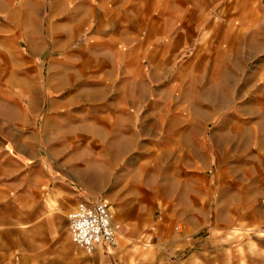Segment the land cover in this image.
I'll return each instance as SVG.
<instances>
[{"label":"crops","instance_id":"obj_1","mask_svg":"<svg viewBox=\"0 0 264 264\" xmlns=\"http://www.w3.org/2000/svg\"><path fill=\"white\" fill-rule=\"evenodd\" d=\"M15 1H21V8L7 10ZM29 1L0 0V264H264V223L254 220L247 205H236L231 197L224 202L219 182L214 186L218 203L210 208L209 188H190L188 179L187 190L180 193L182 198L186 195L181 219L185 228L176 232L174 218L168 216L174 209L172 182L165 178L152 191L135 186L140 175L132 156L139 141L130 124L140 111L143 58L150 65L170 64L196 40L202 23L213 17H232L233 64L242 50L248 58L258 56L264 50V0H85L91 10L86 13L91 18L87 49L99 59L94 61L102 69L99 79L109 83L102 91L108 94L113 84L118 85L117 97L106 103V113L114 119L111 137L101 141L100 171L77 177L84 189L51 170L49 159L33 141L22 136L12 141L3 125H12L7 111L22 115L18 103L6 106L3 99L29 98L33 107L39 98L29 82L30 76L40 74L39 60L44 57V12L36 0V5ZM204 27V33L219 35L231 30L229 25ZM20 120L28 125L23 116ZM240 130L236 135L245 139ZM212 160L217 168L226 157L214 154ZM204 167L199 164L196 169ZM94 179L100 185L97 192L111 205L118 245L87 254L71 240L68 215L82 201L97 202L89 186ZM205 224H211L209 236L197 237L192 226ZM254 226L262 228L251 230Z\"/></svg>","mask_w":264,"mask_h":264},{"label":"rangeland","instance_id":"obj_2","mask_svg":"<svg viewBox=\"0 0 264 264\" xmlns=\"http://www.w3.org/2000/svg\"><path fill=\"white\" fill-rule=\"evenodd\" d=\"M36 3L44 12L45 50L39 60L40 74L30 76L29 88L38 90L39 98L33 107L29 98L3 99L6 106L18 103L22 112L7 111L5 117L13 118L12 125L7 121L3 125L12 141L21 136L33 141L49 159L51 170L60 171L73 186L84 189L77 177L85 179L90 171H100L101 141L111 137L108 133L114 119L106 113V103L117 97L118 83L108 94L102 91L109 83L99 79L102 69L94 65L99 59L87 49L91 18L86 13L91 10L85 0ZM9 4L7 10L20 9L22 3ZM202 24L196 40L170 64L150 65L147 58L142 59L140 111L130 123L135 141H139L132 156L140 175L135 186H148L152 191L158 190L165 178L172 182L174 209L168 216L174 218L173 227L179 233L185 228L181 219L186 203V195L182 198L180 193L187 190L188 179L190 188H209L210 208L218 203L214 186L219 182L225 192L224 202L231 197L236 205H247L254 220L264 223V143H259L264 140V50L252 58L242 50L233 64L232 17H213ZM209 24L229 25L231 30L220 35L204 33V26ZM22 116L28 127L21 122ZM144 125L147 131H143ZM237 129L246 133L245 139L236 135ZM214 154L226 157L217 168ZM199 164L205 165L200 172L196 169ZM197 173L204 176L203 181ZM89 186L96 193L91 194L93 198L105 200L97 192L99 181L94 179ZM192 229L197 237L205 238L211 224ZM234 234L240 236L242 232L234 230Z\"/></svg>","mask_w":264,"mask_h":264},{"label":"built area","instance_id":"obj_3","mask_svg":"<svg viewBox=\"0 0 264 264\" xmlns=\"http://www.w3.org/2000/svg\"><path fill=\"white\" fill-rule=\"evenodd\" d=\"M68 220L72 242L87 254H92L101 246L118 245L114 214L107 201L103 199L95 203L82 201L69 213Z\"/></svg>","mask_w":264,"mask_h":264}]
</instances>
